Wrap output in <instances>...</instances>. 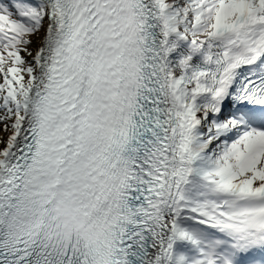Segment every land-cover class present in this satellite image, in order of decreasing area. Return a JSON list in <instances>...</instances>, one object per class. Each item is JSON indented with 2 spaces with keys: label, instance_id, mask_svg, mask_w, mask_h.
<instances>
[{
  "label": "snow or ice",
  "instance_id": "6c2138e0",
  "mask_svg": "<svg viewBox=\"0 0 264 264\" xmlns=\"http://www.w3.org/2000/svg\"><path fill=\"white\" fill-rule=\"evenodd\" d=\"M0 264H264V0H0Z\"/></svg>",
  "mask_w": 264,
  "mask_h": 264
}]
</instances>
